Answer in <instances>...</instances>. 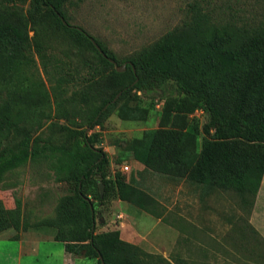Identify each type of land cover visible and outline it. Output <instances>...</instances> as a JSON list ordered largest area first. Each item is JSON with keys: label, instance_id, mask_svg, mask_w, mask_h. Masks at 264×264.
<instances>
[{"label": "trees", "instance_id": "obj_1", "mask_svg": "<svg viewBox=\"0 0 264 264\" xmlns=\"http://www.w3.org/2000/svg\"><path fill=\"white\" fill-rule=\"evenodd\" d=\"M261 1L263 14L255 16L244 11L213 15L193 4L181 26L119 60L69 23L71 0H0V91L8 97L0 105V183L9 172L47 161L55 182L66 188L55 200L53 215L35 221L24 215L19 198L12 209L0 201V234L13 230L18 239L21 232L46 228L67 253L97 264L152 263L155 257L123 240L119 230L97 232L95 225L96 207L113 199L157 220L163 216L151 194L122 174H111L99 135L90 133L114 109L122 121H146L154 104L141 107L137 93L160 92L163 105L158 127L130 140L126 156L150 172L186 180L204 194L232 193L249 217L264 178ZM91 40L116 65L126 64L125 71L117 72ZM52 105L62 116L81 120L65 127L66 140L59 145L19 126L23 114L42 108L40 115L46 117L44 110ZM198 111L203 123L195 117ZM3 131L19 140L6 145ZM239 220L244 225L233 228L234 248L246 264H264V239L244 217Z\"/></svg>", "mask_w": 264, "mask_h": 264}, {"label": "rangeland", "instance_id": "obj_2", "mask_svg": "<svg viewBox=\"0 0 264 264\" xmlns=\"http://www.w3.org/2000/svg\"><path fill=\"white\" fill-rule=\"evenodd\" d=\"M196 3L207 7L213 15L233 11L239 16L243 11L248 16L263 14L261 0H71L67 15L71 25L101 42L117 59L125 60L181 26L189 18L191 5ZM35 61L41 72L38 60ZM167 92H174V89L168 88ZM160 95V92L154 95L137 93L141 107L154 104L146 121H122L114 109L90 133L99 135L98 147L108 157L111 174H122L126 180L154 196L161 204L162 219L157 220L131 206L126 212L127 204L113 199L96 207L97 232L119 230L121 237H127L155 257L151 264H167L166 261L176 264L179 260L185 264H246L242 254L233 246V228L236 224H243L239 218L244 217L264 239V178L248 217L238 209L237 198L232 193L214 191L204 194L201 188L186 180L144 169L124 153L130 140L139 138L145 130L158 127V114L163 105L158 98ZM6 101V93L0 91V105ZM42 111L41 108L34 114H23L19 126L28 129L32 137L51 138L55 145L65 143V127L72 126L71 121H81L71 114L62 116L53 105L44 110L46 117L40 115ZM195 117L200 123L204 122L203 115ZM3 135L6 145L18 139L9 131H3ZM126 166L128 171L123 170ZM65 189V184L55 182L48 162L39 161L5 175L0 183V201L12 209L15 199L19 198L24 215L35 221L53 215L55 200L65 194ZM5 233L17 235L13 230ZM46 248L42 245L39 264L47 263V259L41 256ZM16 252V242H0V264H5V257H13ZM82 264H96V260L85 259Z\"/></svg>", "mask_w": 264, "mask_h": 264}, {"label": "crops", "instance_id": "obj_3", "mask_svg": "<svg viewBox=\"0 0 264 264\" xmlns=\"http://www.w3.org/2000/svg\"><path fill=\"white\" fill-rule=\"evenodd\" d=\"M122 203L124 204L125 202ZM129 208L130 206L127 204L125 206L126 212ZM126 217H129V215H126ZM5 234V232L0 234V242H16L17 244L16 255L13 257H9V255L6 256L5 264H39L38 258L42 251V245L48 247L43 250V255H41L47 259L46 264H82V262H84V260L86 259L67 253L64 250V245L62 243L53 241L52 233L49 229H46L45 231L39 229L21 232L18 234V239L13 238L15 235L9 236ZM123 238V240L134 244L127 237Z\"/></svg>", "mask_w": 264, "mask_h": 264}, {"label": "water", "instance_id": "obj_4", "mask_svg": "<svg viewBox=\"0 0 264 264\" xmlns=\"http://www.w3.org/2000/svg\"><path fill=\"white\" fill-rule=\"evenodd\" d=\"M61 21H62L63 25H67V23L62 18H61ZM77 29H79V28H77ZM91 42L95 46V48L103 55V57L106 58L110 63H112L115 66L117 72L121 73V72H124L125 71L126 64H123L121 66L116 65V63H115L114 60L108 58L105 54L102 53V51L100 50V48L97 46V44L93 40H91ZM133 72L135 73V70L134 69H133ZM120 95H121V92L116 95V97L114 98V100L112 101V103H114L119 98ZM98 180H100V177H98ZM99 191H100V195L102 196V194L104 192V188H103L102 183H99ZM91 209H92V206H91Z\"/></svg>", "mask_w": 264, "mask_h": 264}, {"label": "built area", "instance_id": "obj_5", "mask_svg": "<svg viewBox=\"0 0 264 264\" xmlns=\"http://www.w3.org/2000/svg\"><path fill=\"white\" fill-rule=\"evenodd\" d=\"M197 114H198V115H202V112H201V111H198ZM123 170H124V171H128V167H124Z\"/></svg>", "mask_w": 264, "mask_h": 264}]
</instances>
